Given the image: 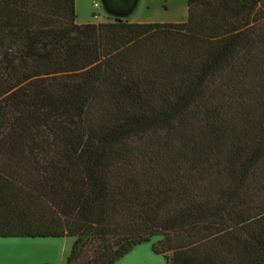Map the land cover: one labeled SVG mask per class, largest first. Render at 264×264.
Listing matches in <instances>:
<instances>
[{"label": "trees", "instance_id": "1", "mask_svg": "<svg viewBox=\"0 0 264 264\" xmlns=\"http://www.w3.org/2000/svg\"><path fill=\"white\" fill-rule=\"evenodd\" d=\"M177 23L0 0V238L114 264H264V0Z\"/></svg>", "mask_w": 264, "mask_h": 264}, {"label": "rangeland", "instance_id": "2", "mask_svg": "<svg viewBox=\"0 0 264 264\" xmlns=\"http://www.w3.org/2000/svg\"><path fill=\"white\" fill-rule=\"evenodd\" d=\"M106 2H109L112 7ZM74 4L76 22L79 24L103 23L113 18L124 19L130 23H177L184 22L187 16L186 0H118L117 2L115 0H74ZM94 4L97 5L94 6ZM155 241L157 238H152L134 247L125 258L133 257L137 264H165L161 256L151 251V245ZM65 242L69 245H67L63 263L69 254L73 239L68 238ZM37 255L40 259V255ZM37 259L36 257L35 260ZM35 263L36 261L33 262Z\"/></svg>", "mask_w": 264, "mask_h": 264}, {"label": "crops", "instance_id": "3", "mask_svg": "<svg viewBox=\"0 0 264 264\" xmlns=\"http://www.w3.org/2000/svg\"><path fill=\"white\" fill-rule=\"evenodd\" d=\"M66 239L68 238H0V264H33L34 261L35 264H63L69 245L65 242ZM125 256L114 264H137L133 257Z\"/></svg>", "mask_w": 264, "mask_h": 264}, {"label": "water", "instance_id": "4", "mask_svg": "<svg viewBox=\"0 0 264 264\" xmlns=\"http://www.w3.org/2000/svg\"><path fill=\"white\" fill-rule=\"evenodd\" d=\"M116 2L118 1V0H115ZM107 3V2H106ZM113 3H114V1H113ZM107 4H110L109 2L107 3ZM110 6L112 7V5L110 4ZM127 10H129V6H127ZM111 9V8H110ZM122 14V13H121Z\"/></svg>", "mask_w": 264, "mask_h": 264}, {"label": "built area", "instance_id": "5", "mask_svg": "<svg viewBox=\"0 0 264 264\" xmlns=\"http://www.w3.org/2000/svg\"><path fill=\"white\" fill-rule=\"evenodd\" d=\"M97 4H94V6H96Z\"/></svg>", "mask_w": 264, "mask_h": 264}]
</instances>
